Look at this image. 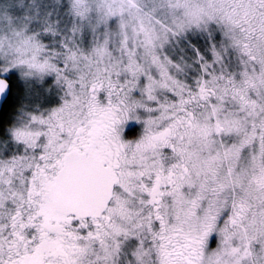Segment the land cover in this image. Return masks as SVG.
<instances>
[{
    "label": "clouds",
    "instance_id": "1",
    "mask_svg": "<svg viewBox=\"0 0 264 264\" xmlns=\"http://www.w3.org/2000/svg\"><path fill=\"white\" fill-rule=\"evenodd\" d=\"M0 264H264V0H0Z\"/></svg>",
    "mask_w": 264,
    "mask_h": 264
},
{
    "label": "snow or ice",
    "instance_id": "2",
    "mask_svg": "<svg viewBox=\"0 0 264 264\" xmlns=\"http://www.w3.org/2000/svg\"><path fill=\"white\" fill-rule=\"evenodd\" d=\"M15 87L12 78L7 75L0 74V95L4 93H10Z\"/></svg>",
    "mask_w": 264,
    "mask_h": 264
}]
</instances>
